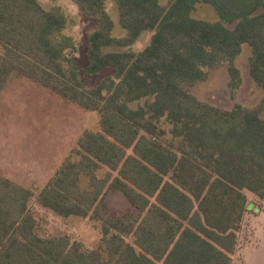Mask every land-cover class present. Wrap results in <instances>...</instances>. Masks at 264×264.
Here are the masks:
<instances>
[{
	"label": "trees",
	"instance_id": "trees-1",
	"mask_svg": "<svg viewBox=\"0 0 264 264\" xmlns=\"http://www.w3.org/2000/svg\"><path fill=\"white\" fill-rule=\"evenodd\" d=\"M72 1L96 25L85 73L112 74L85 87L68 55L76 47L63 34L61 6L0 0V95L18 75L99 113L100 130L81 134L37 200L61 217L99 220L102 237L92 249L67 235L41 237L32 192L0 174V264H232L246 192L264 202V0H113L125 30L119 38L107 0ZM198 4L217 20L193 17ZM144 32H152L149 43L134 51ZM243 44L251 49L248 74L263 91L256 108L225 110L190 93L225 62L229 87L238 86L234 59ZM162 119L173 148L156 138L165 135ZM110 190L136 211L109 216Z\"/></svg>",
	"mask_w": 264,
	"mask_h": 264
},
{
	"label": "rangeland",
	"instance_id": "rangeland-1",
	"mask_svg": "<svg viewBox=\"0 0 264 264\" xmlns=\"http://www.w3.org/2000/svg\"><path fill=\"white\" fill-rule=\"evenodd\" d=\"M165 4L167 0H160ZM49 9L59 5L67 16V26L63 31L75 44L74 51H68L80 67V77L85 87L94 88L112 74L111 68H105L96 75L85 73V53L88 35L95 29L94 21L83 15L79 5L72 0H39ZM107 10L114 20L113 35L123 37L125 30L118 22V10L113 0H107ZM206 7V8H204ZM198 6L192 16L215 21L216 13L210 5ZM209 9V10H207ZM233 28V25H229ZM152 32H144L131 46L134 51L142 50L150 41ZM242 51L234 59L239 69V84L229 87L230 75L228 62L210 70L207 80L199 81L189 88L191 94L199 100L225 110L236 105L256 108L263 97L262 89L248 74V59L251 49L242 45ZM248 51V52H247ZM149 97L130 104L135 108L143 105ZM264 119V109L260 114ZM165 135L156 136L164 145L173 148L170 124L160 123ZM85 130L99 131V113L87 111L50 92L42 85L25 77L12 75L0 95V174L30 189L32 198L30 211L37 221V232L41 237L67 235L72 241H78L85 249L97 246L102 237V224L89 216L61 217L38 203V193L44 188L59 165L67 158L72 148ZM105 173L102 169L98 175ZM167 178H165L166 180ZM87 178L81 185L87 187ZM247 210L238 228V246L232 257V264H264V202L246 192ZM109 216L121 217L127 212H135L133 204L119 191H107L104 196ZM131 242V238L127 237Z\"/></svg>",
	"mask_w": 264,
	"mask_h": 264
},
{
	"label": "crops",
	"instance_id": "crops-1",
	"mask_svg": "<svg viewBox=\"0 0 264 264\" xmlns=\"http://www.w3.org/2000/svg\"><path fill=\"white\" fill-rule=\"evenodd\" d=\"M159 1H160V0H159ZM167 1H168V0H167ZM160 3H161V1H160ZM161 4H163V3H161ZM198 6H203V7H204L205 4H198V5L195 7V9H196ZM204 8H206V7H204ZM195 9H194V10H195ZM207 10H209V9H207ZM113 21H114V20H113ZM242 48H243V46H242ZM241 51H242V50H241ZM247 52H248V51H247ZM72 149H73V148H72ZM64 160H65V159H64ZM64 160H63V161H64ZM61 164H62V163H61ZM61 164H60V165H61ZM60 165H59V166H60ZM57 169H58V168H57ZM57 169H56V170H57ZM55 172H56V171H55ZM55 172H54V173H55ZM53 175H54V174H53ZM53 175H52V176H53ZM52 176H51V177H52ZM83 179H84V178H83ZM48 181H49V180H48ZM46 184H47V183H46ZM113 191H118V190H113ZM119 192H120V191H119ZM120 193H121V192H120ZM104 204H105V202H104ZM105 209H106V206H105Z\"/></svg>",
	"mask_w": 264,
	"mask_h": 264
}]
</instances>
